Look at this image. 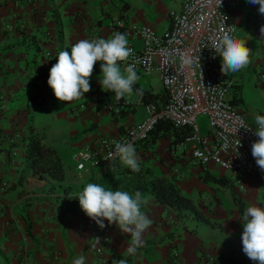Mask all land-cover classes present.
<instances>
[{
    "label": "crops",
    "instance_id": "crops-1",
    "mask_svg": "<svg viewBox=\"0 0 264 264\" xmlns=\"http://www.w3.org/2000/svg\"><path fill=\"white\" fill-rule=\"evenodd\" d=\"M173 1L176 4L170 8L166 0H0V264H73L81 255L86 264H113L121 259L127 264H259L242 250L239 219L248 206L264 208V184L252 173L245 177L244 189H239L217 166H195L191 159L195 145L181 152L173 137L146 150L135 147L138 163L157 177L174 180L204 220L185 224L175 209L148 195L142 211L152 224L134 255L126 252L130 236L116 225L105 220L101 229L79 202L64 201L62 191L49 192V187L70 186L69 197L77 198L87 183L100 185L117 174L124 167L120 161L115 172L110 165L79 174L72 156L99 138L123 135L147 117L146 111L137 119L136 106L146 109V105L135 92L126 98L127 112L113 116L107 111L100 98L113 101L114 93L102 90L100 62L94 67L90 92L72 102L58 101L47 83L58 53L70 52L80 40L110 38L115 18L163 33L170 28L169 12L180 10L186 0ZM258 7L244 0L228 14L237 27L235 38L251 50L248 66L230 74L235 82L230 100L254 128L255 115H264V39L259 31L264 16ZM133 43L141 47L140 40ZM221 63L220 57V68ZM153 74L159 73L137 74L136 84L165 94L163 84L155 90ZM160 100L163 106L164 97ZM199 121L208 125L206 119ZM33 135L42 136L61 157L64 182L28 172L24 184H19L28 167L26 153ZM200 135L213 140L209 126ZM173 247L180 252L176 261L171 256Z\"/></svg>",
    "mask_w": 264,
    "mask_h": 264
},
{
    "label": "built area",
    "instance_id": "built-area-1",
    "mask_svg": "<svg viewBox=\"0 0 264 264\" xmlns=\"http://www.w3.org/2000/svg\"><path fill=\"white\" fill-rule=\"evenodd\" d=\"M243 1L222 0L221 5L220 0H186L180 10L169 12L170 28L163 33L114 19L111 24L113 34L126 33L128 46L133 49V55L121 66L135 63L137 74L142 76L158 72L168 99L161 109L153 103L147 104L146 119L127 129L123 135L99 138L75 151L72 160L79 174L110 166L112 162L106 161L105 157L115 152L114 141L131 142L137 147L147 140L161 120L166 119L175 129H193V135L177 146L182 152L195 145L191 152L195 166H217L241 190L244 189L245 177L252 173L264 184V170L257 166L252 156V144L258 140L254 134L256 129L232 104L230 96L235 82L230 74L221 73L218 67L220 56L211 50L212 38L220 32L221 27L225 30L231 27V34L236 37L237 27L229 21L228 13ZM135 39L141 41L140 48L134 45ZM189 59L193 61L191 66L184 63ZM198 60L201 65L197 63ZM100 99L105 101V108L113 116L122 115L130 107L126 100L115 102ZM199 119L207 120L213 134L212 141L209 136L200 135ZM247 127L252 130L247 131ZM238 141H241V146L237 150ZM197 151L203 153L206 162L195 155ZM119 161L115 158L114 164ZM81 164L83 170H80ZM97 253L101 254L102 249L98 248ZM171 256L175 261L180 258L177 248L171 249ZM213 261L209 259V262Z\"/></svg>",
    "mask_w": 264,
    "mask_h": 264
},
{
    "label": "clouds",
    "instance_id": "clouds-1",
    "mask_svg": "<svg viewBox=\"0 0 264 264\" xmlns=\"http://www.w3.org/2000/svg\"><path fill=\"white\" fill-rule=\"evenodd\" d=\"M222 5V0H220ZM253 6H259L258 12L264 16V0H247ZM261 39H264V25L259 29ZM232 28L225 30L221 27L220 32L212 38V49L216 55L222 58L220 71L224 75L238 73L250 63L251 50L246 44L236 39L232 34ZM133 55V49L128 46L126 33L115 32L108 39L80 40L75 43L70 52L60 51L57 62L51 67L49 87L53 90L56 99L60 102H72L91 91L90 80L93 76L94 67L100 62L101 76L99 81L102 90L114 93L115 102L126 100L134 92V85L139 77L135 70V63L126 64L121 69V63L127 62ZM215 58V57H214ZM185 65L191 66L193 61L186 60ZM199 65L200 60L197 61ZM183 66V65H182ZM203 79V72L200 67ZM135 95L142 96L143 89H136ZM255 135L258 140L252 144V156L257 166L264 170V115H255ZM251 131V127H247ZM115 152L108 153L106 161H111L110 171L115 172V158L122 165L130 168L133 172H139V163L136 149L131 142H113ZM241 141L237 142V150ZM182 147V146H180ZM197 157L204 158L203 153L197 151ZM80 165V170H83ZM77 199L84 214L94 221L101 229L108 225H116L118 229L130 236L126 252L136 254L138 248L144 245V233L152 224V220L142 211L147 203L146 196L140 191L130 194L123 190H111L97 183H87L78 194ZM243 224L241 236L242 250L252 261L264 264V208L248 206L239 219ZM96 243L100 239L95 238ZM73 264H86V258L81 255L74 259ZM113 264H127L125 259L113 261Z\"/></svg>",
    "mask_w": 264,
    "mask_h": 264
},
{
    "label": "trees",
    "instance_id": "trees-1",
    "mask_svg": "<svg viewBox=\"0 0 264 264\" xmlns=\"http://www.w3.org/2000/svg\"><path fill=\"white\" fill-rule=\"evenodd\" d=\"M133 87L134 92L136 89H141L138 84H135ZM138 97L142 104L147 105L153 103L160 109L165 106L168 99L166 92L165 94H155L147 89H143V95ZM163 97L165 103L161 106L162 101L160 99ZM192 135V128L186 127L178 130L174 128L172 123L164 119L155 126L147 140L140 144V147L146 150L168 136L173 137L175 143H180ZM26 158L28 167L27 170L21 174L19 184H24L28 172H31L34 176L46 174L57 182H64L65 169L62 159L55 149L45 144L42 136L33 135L30 138ZM139 168V172H133L130 168L124 166L117 174H113L110 178L103 179L100 185L105 188H111L113 191L123 190L130 194L140 191L146 197L148 195H153L162 205L175 209L178 219L185 224L189 221L204 220V216L197 205L191 198L182 194L174 180L157 177L150 169L143 167L141 164H139ZM55 191H62L64 201H69L72 204H77L79 202L77 198L69 197L72 192V187L70 186H60L58 188L49 187V192ZM67 212L69 211L66 210L62 213ZM29 234H31L30 231Z\"/></svg>",
    "mask_w": 264,
    "mask_h": 264
},
{
    "label": "rangeland",
    "instance_id": "rangeland-1",
    "mask_svg": "<svg viewBox=\"0 0 264 264\" xmlns=\"http://www.w3.org/2000/svg\"><path fill=\"white\" fill-rule=\"evenodd\" d=\"M170 1L171 0H166L168 6H170V8H173L176 3H174V1L173 2H170ZM150 80H151L153 86L156 88L155 90L160 91L161 90L160 87H162V81L160 80L159 74H153L150 77ZM136 107H137V110H138L137 119L140 120V119H142L145 116L146 109L143 106H141L140 104L138 106H136ZM198 124L200 126V129H199L200 133H205L208 125L206 123H201L200 121H198Z\"/></svg>",
    "mask_w": 264,
    "mask_h": 264
}]
</instances>
